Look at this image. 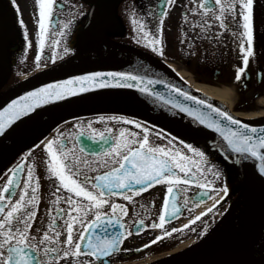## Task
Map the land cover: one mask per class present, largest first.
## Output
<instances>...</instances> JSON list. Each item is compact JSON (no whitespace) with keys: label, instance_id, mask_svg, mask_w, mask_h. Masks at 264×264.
<instances>
[{"label":"flooded vegetation","instance_id":"obj_1","mask_svg":"<svg viewBox=\"0 0 264 264\" xmlns=\"http://www.w3.org/2000/svg\"><path fill=\"white\" fill-rule=\"evenodd\" d=\"M97 2L100 3L94 10V18L107 45L100 39L94 18L91 16L92 7ZM149 3L164 7L162 0H115L112 4L106 0H57L45 34V47L41 51L37 39L38 6L35 0H16L19 11L11 0H0V86L12 80L10 84L13 85L40 70L60 64L93 57H107L111 51L118 57L147 65L181 82L229 88L233 96L235 95L233 108L238 112L259 108L256 105L257 99L264 95V0H255L256 55L239 81L235 79L236 65L242 66L243 55L239 50L241 43L239 33L242 31L239 3L235 20L226 13V22L230 30H221L219 24L214 23L209 30V38L203 41L198 38L190 49L189 41L183 35L186 25L181 17L187 12L190 20H200L201 16L191 11L198 3L197 0H176L175 6L170 10V16L165 18L163 25L164 55H160L145 43L143 40L145 33L138 32L137 25L132 23L133 10H143ZM140 15L143 16L142 11ZM209 16L211 17V11ZM20 18L25 21L24 25L19 23ZM144 19L147 28L155 32L158 18L152 16ZM68 21H71V26L64 29L63 25ZM25 28L28 32L27 39L24 35ZM188 30L191 31L190 28ZM199 31L197 28L196 32ZM62 32L64 35H61ZM233 32L236 35H233ZM148 39H151V36H148ZM65 48L69 50L65 52ZM53 53L58 57L57 63L52 65L42 63L45 59H51ZM37 54L41 56L39 62L41 67H37ZM134 102L136 105L132 103L129 106L92 102L76 106L67 112L40 114L26 119L4 140L0 146V188L7 181L8 170L26 153L29 154L30 160L36 162L35 173L41 177V188L37 193L41 199L33 234H36L35 229H40L41 234L42 230H47V223L55 216L62 238L66 237L65 220L54 211H48L54 208L52 204L54 197L50 193L60 185L55 177L49 176L47 170V151L44 147L46 141L63 133V138L68 141L67 146L82 161L90 162L93 170L85 168L86 174L95 176V164L98 159H107L103 153L111 143L110 139L107 142L99 139V132L112 128L115 131L107 134L110 137L118 134L120 127H126L140 133L141 137L144 135L143 129L137 127L135 123L98 121L95 118L127 116L150 129L148 135L152 144L179 148L188 155L192 153L187 149V144H193L204 150L213 163L227 169L233 167L234 175L221 176L215 181L214 188L198 189L197 185H185L179 193H172L171 195L176 196L180 212L167 217L164 229L153 228L150 225L159 223V213L167 192V184H155L143 193L134 195L132 201L113 196L112 200L128 206L129 214L121 216V220L126 222L132 234L125 238L120 251L111 253L110 264L135 263L148 258L152 260L140 264L180 262L264 264V186L235 176L239 174L237 166L229 160L224 163L225 157L217 147H213L214 143L188 121L162 110L155 112L145 105L137 106L139 103ZM90 120L97 129V138L91 139L89 135H84L77 139L78 133L82 131L76 127L77 123L86 124ZM73 144L76 145L75 148L72 147ZM81 146L83 152L80 151ZM97 153L100 154L99 157L95 155ZM18 176L21 180L26 179V171L18 173ZM225 183L229 185L227 196H224L222 191ZM22 186L21 184L12 190L14 199L19 197V189ZM63 192L59 207L66 209L68 205L63 201ZM222 196L224 198L216 204ZM4 203L7 204V201ZM104 210L109 211L110 206H106ZM200 213L204 215L200 216ZM141 220L145 225L143 230H140ZM62 225L64 227H61ZM74 227L78 228L79 225ZM205 227L207 231H204ZM172 228L178 231L170 236H162V239L154 244L149 243L150 240H155L157 235H162L164 230L170 231ZM119 231H121L119 225L114 223L105 229L109 235ZM144 245L147 247H143ZM89 258L95 261L94 257L86 255L80 257L82 260Z\"/></svg>","mask_w":264,"mask_h":264},{"label":"snow or ice","instance_id":"obj_2","mask_svg":"<svg viewBox=\"0 0 264 264\" xmlns=\"http://www.w3.org/2000/svg\"><path fill=\"white\" fill-rule=\"evenodd\" d=\"M11 2L16 5V0H11ZM56 2L57 0H35L38 6L39 31L37 39L41 51L45 47V34L51 23ZM162 3L164 7L149 3L145 9H134L132 13V23L137 25V31L145 33L144 42L160 55H164L163 25L165 18L170 16V10L175 6L176 0H162ZM197 3L198 6L192 8L191 11L199 14L200 20H190L187 12H184L181 17L182 22L186 25L183 35L188 39L190 49L198 38L201 41L209 38V30L214 23H218L221 30L229 29L226 13L235 20L237 3L241 6L239 14L242 17L240 22L242 31L239 33L241 37L239 50L243 55L242 66L236 65L235 75L237 81L241 80L251 59L256 55L255 0H197ZM16 7L19 11V6L16 5ZM141 11L143 16L140 15ZM210 11L211 17L209 16ZM152 16L158 18L155 32L147 28V22L144 19V17ZM19 23L24 25L25 21L20 18ZM70 26L71 21H68L63 25V28L68 29ZM189 28L191 31L188 30ZM197 28L200 29L199 32H196ZM24 35L27 39L26 28ZM61 35L64 33L62 32ZM233 35L236 33L233 32ZM148 36H151V39H148ZM212 39H217V37H212ZM68 50L64 49L65 52ZM53 59H55V53H53ZM36 60L37 67H39L41 61L39 54H37ZM104 75L103 72H90L70 77L68 80L54 81L25 92L23 96L17 97L5 108L0 109V133L4 132L5 128L14 120L19 119L27 112H32L37 105L60 100L64 96L73 95L74 92L87 91V87L104 86L107 83L103 79ZM107 75L113 77L112 82L115 84H119L122 80L135 82L144 79L134 76L131 71L109 72ZM98 77L100 79H97ZM131 86L138 87L139 85L133 83ZM175 90L181 92L178 87ZM143 91L149 92L150 89L145 86ZM182 94L211 108V113H201L199 119L201 123H205L209 128L221 133L223 140L226 141V146L213 144V147H219L220 151L225 153L224 163H227L233 153L237 154V162L249 157H258L260 160L259 171L264 174V128L257 129L233 116L229 111L209 104L208 100L192 96L188 91H184ZM153 95L159 94L153 93ZM192 114L196 115V112L193 111ZM213 114H215V118H213ZM221 118L230 123H223ZM95 119L135 123L137 127L143 129L144 135L141 137L140 133L126 127H120L118 134L110 137L107 134L115 131L112 128H106L103 132H99V139L106 142L110 139L111 143L103 153L107 159H98L95 164V176L86 174L85 168L93 170L90 167V162L82 161L67 146L68 141L63 138V133L46 141L44 147L47 151V170L49 176L55 177L60 185L50 193L54 197L52 200L54 208L48 211H54L65 220L66 237L63 238L61 231L58 230V219L55 216L47 223V230H42L41 234L40 229H35L36 234H33L41 199L37 194L41 188V177L35 173L36 162L30 160L29 154L26 153L22 156L19 162L8 170L7 181L0 188V264H110L111 253L120 251V246L124 243L125 238L132 234L129 227L126 226V222L121 220V216L129 214L128 206L112 200L113 196L124 197L128 201H132L134 195L143 193L155 184H167V192L159 213V223L150 225L153 228L164 229L167 217L175 216L180 212L176 196L171 195L172 193H179L185 185H197L198 189L214 188L215 181L223 175L221 165L213 163L204 150L193 144H187V149H190L192 153V155H188L186 151L179 148L152 144L148 135L150 129L127 116H98ZM76 127L82 129L78 133L77 139L84 135H89L91 139L97 138V129L93 127L91 120L86 124L78 122ZM72 147L75 148L76 145L73 144ZM80 151H84L83 146L80 147ZM30 152L31 149H29ZM95 155L100 156L99 153ZM25 171L26 179L21 180L18 173ZM21 184L23 186L19 189V197L14 199L12 190ZM65 189L67 192H63ZM222 191L224 196L228 195L229 185L227 183L223 185ZM62 192L63 201L68 205L66 209L59 207L62 201ZM224 196L220 197L216 204H219ZM5 201L7 204L4 203ZM106 206H110V210L107 212L104 210ZM202 215L204 213H200V216ZM113 223L119 225L121 231L109 235L105 229ZM139 223L141 224L140 230H143L144 221L141 220ZM76 225L79 227H74ZM182 227H187V225H182ZM177 231L176 228H172L170 231L164 230L162 235H157L155 240H150L149 243L154 244L161 240L162 236H170ZM204 231H207V227ZM143 247H147V245ZM82 255L94 257L95 261L90 258L82 260L80 259Z\"/></svg>","mask_w":264,"mask_h":264},{"label":"water","instance_id":"obj_3","mask_svg":"<svg viewBox=\"0 0 264 264\" xmlns=\"http://www.w3.org/2000/svg\"><path fill=\"white\" fill-rule=\"evenodd\" d=\"M115 0H106L112 4ZM97 2L92 9V17L94 18V10L99 5ZM95 21V20H94ZM96 29L98 30L97 23L95 21ZM100 37L102 36L99 33ZM131 71L134 76H140L144 79L133 82L132 80H122L119 84L113 83V77L107 75L109 72H122ZM90 72H103L105 73L103 79L107 81L102 87H87V91L74 92L71 96H64L60 100L49 101L43 105H37L32 112H27L19 119L14 120L4 132L0 133V145L6 139V137L17 130L21 124L31 117L51 112H67L72 109L73 106L87 103V102H107L113 103L116 100L130 98L140 103L136 97L146 99L155 106L163 107L179 116L186 118L192 122L198 129L205 132L208 137L219 146H226V141L223 140L221 133L217 132L213 128H209L207 124L201 123L199 117L201 113H211V108L208 105L199 104L198 101L185 97L182 93L188 91L192 96L200 97L201 99L208 100L209 104H214L225 110L220 104L210 100L209 98L202 96L179 83L164 77L162 74L157 73L149 68L136 64L132 61L120 58L113 53H110L109 57L88 59L81 62H75L67 64L61 67H57L53 70L47 71L40 75L33 77L32 79L24 82L23 84L13 87L5 91L0 95V109L5 108L12 100L17 97H21L25 92L32 91L35 88L42 87L45 84L53 83L54 81L68 80L70 77L81 76ZM97 79H100L99 77ZM151 81V82H149ZM163 81V82H161ZM78 83V82H77ZM133 83L139 85L138 87L131 86ZM147 86L150 91L144 92L143 88ZM180 88L181 92H177L175 89ZM158 93L159 95H153ZM171 101V102H170ZM179 105V106H177ZM189 109V110H186ZM195 111L196 115L192 112ZM229 111V110H227ZM230 112V111H229ZM233 116L240 118L236 114L230 112ZM215 118V114H213ZM223 123H230L223 120ZM245 123L251 124L257 129L264 128L263 120H245ZM259 132L257 133V135ZM224 153V152H223ZM225 154V153H224ZM237 154L233 153L231 159L237 162ZM244 175L252 182L264 186V174L259 171L260 160L258 157H249L247 159H241L239 162ZM190 264V263H188ZM200 264V263H191ZM216 264V263H214Z\"/></svg>","mask_w":264,"mask_h":264},{"label":"bare ground","instance_id":"obj_4","mask_svg":"<svg viewBox=\"0 0 264 264\" xmlns=\"http://www.w3.org/2000/svg\"><path fill=\"white\" fill-rule=\"evenodd\" d=\"M184 87L202 95L210 100L220 104L227 110H232L233 106V94L232 90L226 87H215V86H209L205 84H195L191 85L189 83H181ZM257 104L259 105V108L257 110L248 111V112H242V113H235L242 117L245 120H263L264 119V96H261L257 100ZM152 260V258H148L144 261H138L135 263H124V264H140L149 260Z\"/></svg>","mask_w":264,"mask_h":264},{"label":"rangeland","instance_id":"obj_5","mask_svg":"<svg viewBox=\"0 0 264 264\" xmlns=\"http://www.w3.org/2000/svg\"><path fill=\"white\" fill-rule=\"evenodd\" d=\"M30 1H33V0H30ZM58 59V57L57 56H55V59H53V57L51 58V59H49V60H47V59H45V60H43L42 61V63H44V64H48V65H52V64H54V63H57L59 60H57ZM41 67V66H40ZM13 81V80H12ZM12 81L10 82L11 84H12ZM19 82V81H18ZM188 82V81H187ZM10 83H7V84H5L4 86H0V92H2L3 90H5L6 88H8V86L9 85H11ZM16 84V83H15ZM15 84H13V85H15ZM12 85V86H13ZM233 98H235V95L233 96ZM233 100V99H232ZM256 105H257V107H259V105L257 104V102H256ZM233 107V106H232ZM234 109V108H233ZM257 110V109H256ZM233 111V110H232ZM236 111V110H235ZM253 111V110H252ZM238 172H239V170H238V168L236 169ZM221 171H222V173H223V175L222 176H232V172H233V167H231V168H223V167H221ZM237 171H235L236 172V174H237ZM234 175V174H233ZM235 176H242L241 175V173L239 172V174H237V175H235ZM163 251H165V250H163Z\"/></svg>","mask_w":264,"mask_h":264}]
</instances>
